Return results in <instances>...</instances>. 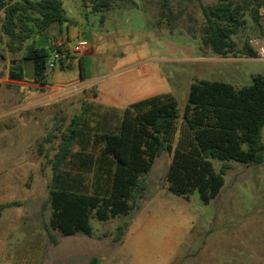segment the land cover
Masks as SVG:
<instances>
[{"label": "rangeland", "instance_id": "1", "mask_svg": "<svg viewBox=\"0 0 264 264\" xmlns=\"http://www.w3.org/2000/svg\"><path fill=\"white\" fill-rule=\"evenodd\" d=\"M63 1L72 21L77 18L74 35L88 46L71 55L69 66L46 67L47 82L62 89L49 105L9 117L4 113L29 102L37 90L8 78L13 58L19 57L6 46L0 11V48L6 55L0 59V264H85L92 256L98 264H264V163L229 162L220 192L204 202L197 191L183 195L168 189L173 151H165L144 175L149 186L139 208L106 221L91 217V236L58 230L50 235L45 228L52 212V170L45 154L51 156L60 141L55 124L62 121L65 128L83 108L89 110L86 133L74 146L78 151L103 108L122 115L135 102L171 95L182 113L193 81L250 85L252 75H264V6L258 26L251 0H232L243 8L244 24L230 38L238 50L245 43L256 50V57H248L237 51L221 56L202 43L205 18L199 4L221 0H116L103 19L89 4ZM35 45L51 53L44 37ZM24 67L30 82L32 62ZM50 133L55 137L39 152L38 141ZM213 163L219 170L221 163ZM75 175L88 191L99 189L97 172ZM123 224L122 241L115 242L113 234Z\"/></svg>", "mask_w": 264, "mask_h": 264}, {"label": "trees", "instance_id": "2", "mask_svg": "<svg viewBox=\"0 0 264 264\" xmlns=\"http://www.w3.org/2000/svg\"><path fill=\"white\" fill-rule=\"evenodd\" d=\"M94 12L105 10L116 0H79ZM251 15L260 25L259 9L264 0H251ZM205 18L202 43L215 54L239 52L256 57L249 43L237 49L230 38L244 24L242 7L232 0L206 6L200 2ZM4 12L2 33L8 37L10 53L19 51L33 33L68 21L61 0H0ZM22 60L31 61L34 80L46 84L47 48L34 42L23 46ZM53 46H50V50ZM5 56L0 50V59ZM69 66V64L67 65ZM64 67V66H61ZM20 64L13 68L10 78L23 79ZM89 110L83 108L65 128L62 121L55 124L60 141L47 161L52 179L48 202L52 208L46 231L58 230L64 235L84 233L91 236V217L106 221L139 208L146 197L149 183L145 174L151 171L155 159L165 151H173L166 178L168 189L175 194L188 195L197 191L204 202L213 199L225 183L229 162L264 163V75H252L248 86L218 80L193 81L188 90L182 113L177 99L171 95L154 96L131 104L122 115L111 107L103 108L93 128L78 151L74 146L86 132L83 127ZM181 117V123L178 120ZM54 134L38 141V151L51 142ZM176 141V143H175ZM219 161L217 170L213 163ZM97 172L99 189L88 191L82 172ZM104 182V184H103ZM126 224L113 234L115 242L122 241ZM92 256L85 264H98Z\"/></svg>", "mask_w": 264, "mask_h": 264}, {"label": "crops", "instance_id": "3", "mask_svg": "<svg viewBox=\"0 0 264 264\" xmlns=\"http://www.w3.org/2000/svg\"><path fill=\"white\" fill-rule=\"evenodd\" d=\"M61 1L63 4V8L66 12V16L68 18V21L63 23L62 25H52V26L44 29L43 31L38 32L37 37L31 39V41L28 43L25 41L26 43L24 44V46L30 44L31 42H34V44H35L37 41H39L41 39V37H44V42L48 44L49 48H50V46H53L57 41H62L63 43H68L69 45H71V42L73 41V39L78 37V35H76V36L74 35L75 29L72 27L73 24H75L77 22V18L75 17L76 19H74V21H72V17H69L67 14V12L70 13V10H68L66 8L65 2L63 0H61ZM0 50L3 53L2 48H0ZM90 52L92 53V50H90ZM10 54L11 55L17 54L19 57V58H13V63L11 65V68L8 71V78H9L10 82L12 83L13 79L11 80L10 73H11V70L13 68L17 67L18 64L21 65L22 70H23L22 72L24 75V68H25L24 64L26 62V61L22 60V57L24 55V47L22 49H20L19 51H17L16 53H10ZM4 56L6 58L5 54H4ZM1 60L3 61V59H1ZM31 76L33 77V66H32V75ZM0 81H3V72L1 69H0ZM15 83H19L21 85L24 84V85L29 86L33 90H37V95L31 97L30 101L23 104L22 106L8 110L3 115L5 117H7V116L9 117L10 115H12L14 113H19L21 115V113H23V112L33 111L35 109H40L39 107L49 105L50 101L54 97H57V95H59L58 93L62 90L59 87L51 86L48 82H46V84H40L34 80V77H33L32 81L26 82L24 79V76H23L22 80L16 81ZM36 141H38V139Z\"/></svg>", "mask_w": 264, "mask_h": 264}, {"label": "built area", "instance_id": "4", "mask_svg": "<svg viewBox=\"0 0 264 264\" xmlns=\"http://www.w3.org/2000/svg\"><path fill=\"white\" fill-rule=\"evenodd\" d=\"M4 1L8 2V0ZM73 41V46L69 45L68 43H63L62 41H57L53 45L51 53L47 58L46 67L55 68L56 66H67L70 62V57L72 54L78 53L88 46L87 41L81 39L80 37H76L73 39Z\"/></svg>", "mask_w": 264, "mask_h": 264}]
</instances>
